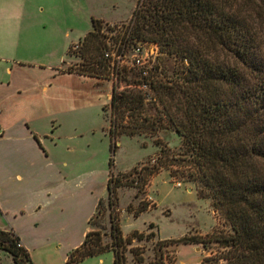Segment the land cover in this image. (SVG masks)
Segmentation results:
<instances>
[{
  "label": "rangeland",
  "instance_id": "374dc122",
  "mask_svg": "<svg viewBox=\"0 0 264 264\" xmlns=\"http://www.w3.org/2000/svg\"><path fill=\"white\" fill-rule=\"evenodd\" d=\"M141 1L144 0H0V54L27 62L41 75H49L52 67L60 65L90 75H65L57 80L67 106L58 115L62 121L58 147L70 162L64 167L65 175L71 178L85 168L81 163L86 161L95 169L94 179L99 185L104 172L113 175L112 191L104 187L105 196L90 225V244L112 245L114 216L123 236L130 237L124 250L127 264H135L132 246H137L148 261L158 253L159 240L164 242L162 250L167 259L198 263L212 250L216 251L217 245L209 241L184 242L182 237L195 235L207 239L209 233L229 225L214 205L208 188L190 177L191 164L182 135L166 126L164 115L162 127L127 134L125 130L135 123V115L127 114L122 119V110L112 105L113 95L124 91L142 87L147 96L154 93L147 84L139 86L134 82L139 75L130 62H124L118 72L110 68L103 54L110 33L116 37V48L122 49L120 40L127 37L132 12ZM94 18L101 21L97 28ZM92 30L95 32L90 40L83 43L84 36ZM75 42H80L76 49ZM130 49L128 42L126 50ZM172 62V56L161 53L151 63L161 64L163 70L158 77L165 81ZM7 63L1 60L0 69ZM160 108V104L150 100L141 115L152 120L161 115ZM115 124L116 137L106 132V126ZM114 140L117 144L113 152ZM69 146L75 148L69 150ZM78 224L80 229L68 235L71 241L82 234V218ZM48 246L36 253L37 262L62 264L63 251L55 249L52 243ZM22 258L28 264L24 254ZM0 264L17 263L8 250L0 249ZM76 264H114V251L104 250Z\"/></svg>",
  "mask_w": 264,
  "mask_h": 264
},
{
  "label": "trees",
  "instance_id": "16d2710c",
  "mask_svg": "<svg viewBox=\"0 0 264 264\" xmlns=\"http://www.w3.org/2000/svg\"><path fill=\"white\" fill-rule=\"evenodd\" d=\"M130 21L132 37L156 42L173 62L165 81L158 77L163 70L160 63H153L148 74L137 72L134 82L147 84L153 94L147 96L142 87L124 91L113 95L112 105L122 110V119L135 115L127 134L154 131L163 126L165 116L166 126L183 137L190 177L208 188L229 225L209 233L207 239L182 237L184 242L217 245L216 251L192 264H264V0H144ZM97 22L100 19L94 18L95 28ZM93 32L84 36L83 43ZM150 100L161 106V115L152 120L141 115ZM117 125L109 130L114 137ZM116 144L111 142L113 152ZM113 161L111 157L109 162ZM112 180L111 172L110 192ZM91 232L69 253L65 264L107 249L114 251V264H127L124 250L130 237L123 236L114 216L110 247L101 242L91 245ZM20 241L12 228L0 227V249L8 250L17 264H25L22 254L28 264H34ZM163 246L159 240L158 253L148 261L132 246L135 264H183L167 259Z\"/></svg>",
  "mask_w": 264,
  "mask_h": 264
},
{
  "label": "crops",
  "instance_id": "0c3cea01",
  "mask_svg": "<svg viewBox=\"0 0 264 264\" xmlns=\"http://www.w3.org/2000/svg\"><path fill=\"white\" fill-rule=\"evenodd\" d=\"M3 59L8 63L0 69V227L20 235L34 264H39L36 253L50 243L63 251V264L90 229L89 219L105 196L110 176L104 172L99 185L95 169L86 161L81 163L83 170L68 178L64 167L70 162L58 147V115L67 106L57 80L90 75L62 65L41 75L23 60L0 54ZM75 132H80L77 127ZM79 218L84 221L82 234L71 241L68 235L80 229Z\"/></svg>",
  "mask_w": 264,
  "mask_h": 264
},
{
  "label": "built area",
  "instance_id": "2783aa9c",
  "mask_svg": "<svg viewBox=\"0 0 264 264\" xmlns=\"http://www.w3.org/2000/svg\"><path fill=\"white\" fill-rule=\"evenodd\" d=\"M113 27H116L112 23ZM110 33L106 36L107 46L104 50V57L109 60V66L113 70H121L124 62H130V64L137 69L140 75L148 74L152 60L155 56L163 52L160 51L159 45L154 41L141 40L132 37L129 33L125 39L120 40L121 50L116 48L115 35ZM128 42L131 43V49L128 51L126 47ZM80 46V42L73 43V47L76 49ZM129 52V53H128ZM22 245V242H19Z\"/></svg>",
  "mask_w": 264,
  "mask_h": 264
}]
</instances>
